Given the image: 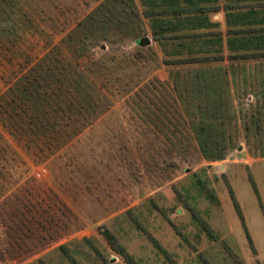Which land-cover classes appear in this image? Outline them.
Instances as JSON below:
<instances>
[{
	"label": "rangeland",
	"instance_id": "1",
	"mask_svg": "<svg viewBox=\"0 0 264 264\" xmlns=\"http://www.w3.org/2000/svg\"><path fill=\"white\" fill-rule=\"evenodd\" d=\"M109 1L0 0V264H264V66L247 64L254 86L230 76L234 112L213 123L223 159H206L176 100L186 70L162 65L138 0H111L85 56L67 45ZM37 67L69 69L70 92L83 75L100 112L65 113L70 93L50 96L62 83ZM152 85L153 101L134 99ZM154 104L157 123L141 111Z\"/></svg>",
	"mask_w": 264,
	"mask_h": 264
},
{
	"label": "trees",
	"instance_id": "2",
	"mask_svg": "<svg viewBox=\"0 0 264 264\" xmlns=\"http://www.w3.org/2000/svg\"><path fill=\"white\" fill-rule=\"evenodd\" d=\"M125 1L132 6L135 12L137 7L135 0ZM138 1L140 6H142V16L149 24L153 40L158 43L157 46L163 55L162 65L171 70L175 69L174 79L179 77L178 71L186 70L182 86L178 87L177 92L175 88L174 92L177 95V102H181L183 105V112L187 115L186 118H189V126L198 142L200 152L209 160L223 159V149H221L218 142L219 139H213V134L220 132L218 128L222 125V122L217 126L213 123L214 120L231 117L234 112V96L229 92L230 76H234L236 72L241 71L243 85L245 84V87L254 86L252 82L250 84L247 81V77L249 78L250 75L246 74V67L247 64L251 63L264 66V25L256 24L252 11H247L244 15L229 16L223 32L220 30L219 25L210 22L207 17L209 11H217V8L211 9L205 6L176 7L173 5V0H162L173 5L170 4L168 7L158 5L160 0ZM103 6L105 7H98L92 14L81 21L75 28V32L65 39L67 45L73 47L78 53V58L85 56V53L89 51V47L94 41L90 37L95 35L96 29L102 30L103 33L109 31L110 25L108 22L111 21L109 18L111 13L109 14V11L113 7L112 1L110 0L109 3ZM227 9L229 11L232 8L229 7ZM54 68L56 69V67ZM55 69L37 67V73L38 78L45 86L50 83L49 76L51 78L52 76H57L58 81L62 83L59 88L57 86L53 94L50 93V96L54 95L61 101L65 93H70L68 95V98L71 99L70 104L65 107L67 110H63L61 105L58 104L57 107H60V110L65 113L70 110L73 114L76 111H80L79 113L84 111L89 113L90 116H94L97 111L98 113L100 112L101 102L94 101L93 96L88 97L85 94L86 91L82 87L84 85L81 78L83 75L77 73L71 78L69 85L73 91L70 92L67 91L68 88L66 86L62 87L63 79L66 78L62 75L69 69L64 72L59 70L56 72ZM173 76L171 73L170 77ZM39 81L36 84L35 98L37 100H41L46 95V93L38 90V87H40ZM153 85L152 87L149 86L148 89L146 88V92L144 88H140L134 94V99L138 100L139 103H143V96L145 95L150 101H153L154 98L151 99L147 94L152 88H156V85ZM256 94L257 96H262L261 99L263 100L257 106V110H263L264 112V92ZM154 105L152 114L146 113L145 109H147L148 105L145 103L143 106L145 109L141 108L142 113L149 120L151 119L155 122L159 119V115L166 118V114H159L161 112L159 106H156L157 104ZM193 112L195 113L194 117H192ZM251 116H253L252 113ZM44 122H47V120ZM168 123H171V120L168 119ZM46 124L50 125L44 123L43 126L47 127ZM172 134L176 133L172 132ZM232 200L234 201L233 197ZM234 207L237 214L241 215L235 201ZM104 236L107 240L113 242V238L108 232H104ZM127 263L132 264L128 259Z\"/></svg>",
	"mask_w": 264,
	"mask_h": 264
},
{
	"label": "crops",
	"instance_id": "3",
	"mask_svg": "<svg viewBox=\"0 0 264 264\" xmlns=\"http://www.w3.org/2000/svg\"><path fill=\"white\" fill-rule=\"evenodd\" d=\"M167 1V0H165ZM176 7L186 6H205L207 8H217V11H209L207 17L212 23L219 25L220 30L224 32L226 20L229 16L236 17L246 12L253 13V19L256 24L264 25V0H173ZM171 4V3H170ZM167 2L160 0L158 5L163 7L170 6ZM172 5V4H171ZM172 5V6H173ZM248 6V7H246ZM232 8L228 11L227 8ZM246 7V8H245ZM243 8V9H239ZM238 20V19H237Z\"/></svg>",
	"mask_w": 264,
	"mask_h": 264
},
{
	"label": "water",
	"instance_id": "4",
	"mask_svg": "<svg viewBox=\"0 0 264 264\" xmlns=\"http://www.w3.org/2000/svg\"><path fill=\"white\" fill-rule=\"evenodd\" d=\"M139 46H148L150 44V40L147 37L141 38L138 41Z\"/></svg>",
	"mask_w": 264,
	"mask_h": 264
}]
</instances>
